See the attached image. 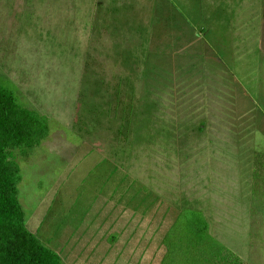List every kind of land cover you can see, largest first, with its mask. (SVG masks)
Returning a JSON list of instances; mask_svg holds the SVG:
<instances>
[{
    "label": "rangeland",
    "instance_id": "rangeland-1",
    "mask_svg": "<svg viewBox=\"0 0 264 264\" xmlns=\"http://www.w3.org/2000/svg\"><path fill=\"white\" fill-rule=\"evenodd\" d=\"M0 74L49 119L14 159L65 264H159L183 208L264 264V0H0Z\"/></svg>",
    "mask_w": 264,
    "mask_h": 264
},
{
    "label": "trees",
    "instance_id": "trees-1",
    "mask_svg": "<svg viewBox=\"0 0 264 264\" xmlns=\"http://www.w3.org/2000/svg\"><path fill=\"white\" fill-rule=\"evenodd\" d=\"M50 132L49 119L27 107L0 74V264H65L26 225L19 199L22 175L14 152L28 156ZM159 264H248L215 238L204 214L183 208L162 237Z\"/></svg>",
    "mask_w": 264,
    "mask_h": 264
}]
</instances>
